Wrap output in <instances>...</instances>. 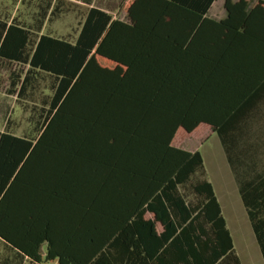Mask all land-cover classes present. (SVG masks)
Wrapping results in <instances>:
<instances>
[{
    "label": "trees",
    "instance_id": "1",
    "mask_svg": "<svg viewBox=\"0 0 264 264\" xmlns=\"http://www.w3.org/2000/svg\"><path fill=\"white\" fill-rule=\"evenodd\" d=\"M215 1L127 0L125 19L91 6L74 39L42 32L66 0L32 28L0 18L9 93L49 91L30 130H0V239L17 264H242L202 153L173 145L202 124L264 259V0H225L220 20Z\"/></svg>",
    "mask_w": 264,
    "mask_h": 264
},
{
    "label": "rangeland",
    "instance_id": "2",
    "mask_svg": "<svg viewBox=\"0 0 264 264\" xmlns=\"http://www.w3.org/2000/svg\"><path fill=\"white\" fill-rule=\"evenodd\" d=\"M10 6L17 7L18 18H23L28 22L35 23L39 17V5H45L48 0H9ZM74 2L66 0L61 7V11L52 15L43 26L42 32L57 37L74 39L81 27L87 10L91 6H98L103 9H114V16L123 17L121 9L117 10L116 0H77ZM224 9V0H216L211 9V16L221 17V11ZM125 19V14H124ZM21 68L20 65H13L12 70ZM11 87L9 84L4 86L6 91ZM10 92V91H9ZM45 82H42L34 99L27 97L25 99L17 97L16 94L11 97L15 99V105L10 112V130L18 135H23L31 129L29 122L30 109L33 104L40 102L42 94H48ZM27 104V107H24ZM3 124V121L0 120ZM2 127V126H1ZM6 127L3 126V129ZM173 145L187 150H199L204 158L207 177L213 183L216 194L222 205L223 214L227 220L228 227L232 233L235 247L243 260V264H264L259 245L256 241L246 209L240 198L238 184L234 173L229 165L225 150L221 141L212 128L202 124L196 130L188 133L179 130L173 140ZM45 250V248H43ZM14 253L6 248L0 239V264H17ZM23 264H34L25 260Z\"/></svg>",
    "mask_w": 264,
    "mask_h": 264
},
{
    "label": "crops",
    "instance_id": "3",
    "mask_svg": "<svg viewBox=\"0 0 264 264\" xmlns=\"http://www.w3.org/2000/svg\"><path fill=\"white\" fill-rule=\"evenodd\" d=\"M71 1L78 2L77 0H71ZM234 1H236V0H234ZM9 2H10L9 0H0V18L8 20V24H10L13 19H17V21H20L26 28H29V27L32 28L34 23L28 22L21 17L18 18V15H17V9L18 8L17 7H15V8L11 7ZM126 2H127V0H116L117 6H118L116 9L117 10L121 9V13L123 14V17H121L120 19H124V14H126L124 11V5ZM212 7H213V5H212ZM212 7L210 8V10L208 12V16L211 18L217 19V18L210 15ZM105 10L114 14L113 8L105 9ZM226 15H227V11L224 7L223 11H221V17L218 18L217 20L224 19L226 17ZM8 62L9 61L7 59L0 58V120L3 121V124L0 123V130H4L3 126L6 127L8 124H10V121H11L10 120V114H11L10 112L12 111V109L15 105V99H16L14 97V100H12L11 97L14 95H11V93H9V91H6V89H4V86L9 84V80L12 77L11 67L8 65ZM261 123L260 122H259V124L256 123L255 128H258ZM256 136H257V133H255L253 135L252 141L257 140ZM221 207H222V205H221ZM222 212H223V209H222ZM146 218H148V219L153 218V215L151 213H147ZM227 226H228V224H227ZM156 227H157V230L159 232L162 231V224L161 223L158 222ZM233 241H234V239H233ZM234 247H235V243H234ZM235 250H236V247H235ZM236 252H237V250H236ZM237 254L239 255L238 252H237ZM239 257H240L242 264H243V260H242L240 255H239ZM123 264H134L133 258H131V260H129L128 262L125 261ZM136 264H147V263L143 260V262H137Z\"/></svg>",
    "mask_w": 264,
    "mask_h": 264
}]
</instances>
